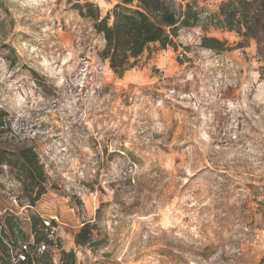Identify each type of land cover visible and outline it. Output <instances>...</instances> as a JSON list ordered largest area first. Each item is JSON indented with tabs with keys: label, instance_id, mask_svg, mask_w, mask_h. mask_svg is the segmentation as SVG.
Returning <instances> with one entry per match:
<instances>
[{
	"label": "rangeland",
	"instance_id": "374dc122",
	"mask_svg": "<svg viewBox=\"0 0 264 264\" xmlns=\"http://www.w3.org/2000/svg\"><path fill=\"white\" fill-rule=\"evenodd\" d=\"M226 1L195 4L205 18ZM87 2L101 18L116 4L0 0V151L32 148L43 172L31 182L13 159L0 164V264L22 250L32 264H71L64 251L74 264H264L257 42L235 49L234 31L184 27L177 51L154 46L120 78L76 8ZM204 36L227 49L202 47ZM45 221L57 246L41 257ZM84 225L91 241L77 244Z\"/></svg>",
	"mask_w": 264,
	"mask_h": 264
},
{
	"label": "trees",
	"instance_id": "16d2710c",
	"mask_svg": "<svg viewBox=\"0 0 264 264\" xmlns=\"http://www.w3.org/2000/svg\"><path fill=\"white\" fill-rule=\"evenodd\" d=\"M195 1L116 0L112 11L104 18L100 17L99 8L93 3L77 4L76 8L81 16L94 20L95 31L105 41L100 56L104 62L108 63L109 69L120 78L136 67L140 58L146 52L150 53L154 46L158 45L162 50L172 47L177 51L176 37L180 29L200 26L202 23L203 26L236 32L242 41L237 43L235 49L245 48L249 40H255L258 44V56L264 60V0H228L219 6L218 12L210 13L205 18H203L204 9L197 7ZM201 46L214 52L227 49L225 41L209 36L202 38ZM8 159H13L10 160L11 163L23 170L26 179L31 182L38 179V176L43 177V172L38 168V158L32 148L21 149L16 154L0 151V164ZM40 184L39 194L45 192L42 182ZM36 224L37 220L32 218V226L35 227ZM44 228L46 233L44 230L36 229L34 237L39 246L42 244L46 246L41 257L51 256L57 246L48 228ZM8 229L14 234L15 231L11 224ZM3 230L2 227L0 229V252L9 256L8 246L1 235ZM90 235L88 225H84L76 236V243H89ZM21 252L26 255L25 251ZM62 256L70 257V263H75L73 252L64 251ZM34 258L27 254L25 260H20L18 264H32ZM35 262L41 263L39 260ZM61 263L65 264L64 260Z\"/></svg>",
	"mask_w": 264,
	"mask_h": 264
},
{
	"label": "built area",
	"instance_id": "2783aa9c",
	"mask_svg": "<svg viewBox=\"0 0 264 264\" xmlns=\"http://www.w3.org/2000/svg\"><path fill=\"white\" fill-rule=\"evenodd\" d=\"M45 225H46V227H50L51 226V221H45ZM24 249H27L26 245L24 246ZM39 250H40L41 253H43L46 250V246L44 244H42L40 246ZM25 258H26V255H24V253L21 252L20 255H19L18 261H20V260L23 261V260H25Z\"/></svg>",
	"mask_w": 264,
	"mask_h": 264
},
{
	"label": "crops",
	"instance_id": "0c3cea01",
	"mask_svg": "<svg viewBox=\"0 0 264 264\" xmlns=\"http://www.w3.org/2000/svg\"><path fill=\"white\" fill-rule=\"evenodd\" d=\"M102 41H103V43L105 44V41H104L103 37H102ZM130 71H131V70H130ZM130 71H127L125 74H126V75L129 74Z\"/></svg>",
	"mask_w": 264,
	"mask_h": 264
}]
</instances>
